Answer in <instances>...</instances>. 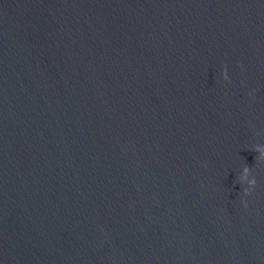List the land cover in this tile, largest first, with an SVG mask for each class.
<instances>
[{
    "label": "water",
    "instance_id": "95a60500",
    "mask_svg": "<svg viewBox=\"0 0 264 264\" xmlns=\"http://www.w3.org/2000/svg\"><path fill=\"white\" fill-rule=\"evenodd\" d=\"M258 148L264 0H0V264H264Z\"/></svg>",
    "mask_w": 264,
    "mask_h": 264
},
{
    "label": "clouds",
    "instance_id": "9594fccd",
    "mask_svg": "<svg viewBox=\"0 0 264 264\" xmlns=\"http://www.w3.org/2000/svg\"><path fill=\"white\" fill-rule=\"evenodd\" d=\"M224 79H228L227 71L224 72ZM258 151L261 152L262 157H264V148H258ZM239 182L244 186L245 194H250L251 190L256 187L257 181L255 177L252 175L251 170L248 168H243L239 175Z\"/></svg>",
    "mask_w": 264,
    "mask_h": 264
}]
</instances>
